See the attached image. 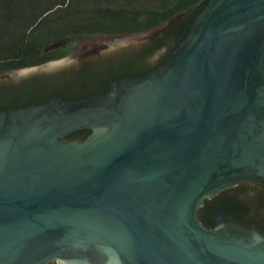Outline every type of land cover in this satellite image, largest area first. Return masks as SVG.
<instances>
[{
    "label": "water",
    "instance_id": "water-1",
    "mask_svg": "<svg viewBox=\"0 0 264 264\" xmlns=\"http://www.w3.org/2000/svg\"><path fill=\"white\" fill-rule=\"evenodd\" d=\"M251 180L264 182V0H209L154 70L0 112V264H264L263 225L226 206L211 227L197 217Z\"/></svg>",
    "mask_w": 264,
    "mask_h": 264
},
{
    "label": "trees",
    "instance_id": "trees-1",
    "mask_svg": "<svg viewBox=\"0 0 264 264\" xmlns=\"http://www.w3.org/2000/svg\"><path fill=\"white\" fill-rule=\"evenodd\" d=\"M208 1L0 0V73L64 58L76 39L87 37L127 36L164 27L163 39L168 45V52L155 64H145L159 49L150 45L124 56L121 63L95 62L81 68L80 72L59 77L33 78L17 86L1 84L0 112L45 102L58 91L63 98L102 93L107 90L110 76L119 79L154 70L184 39ZM90 134V130H80L65 139L81 141ZM247 187L253 188L248 182H241L233 189H224L204 200L197 210L198 220L211 227L209 215L226 206L234 217L264 226V184L255 187V196L243 193ZM238 193L242 194L239 202L231 195L238 197Z\"/></svg>",
    "mask_w": 264,
    "mask_h": 264
},
{
    "label": "flooded vegetation",
    "instance_id": "flooded-vegetation-1",
    "mask_svg": "<svg viewBox=\"0 0 264 264\" xmlns=\"http://www.w3.org/2000/svg\"><path fill=\"white\" fill-rule=\"evenodd\" d=\"M163 35H164V30L162 31L161 36L163 37ZM150 45H152L153 48L154 47L159 48L158 51L152 55L153 57H156V58H155V61L152 62L151 64H153V63L155 64L156 62H158V60L162 56H164L168 52V45L164 42V39L163 40L160 39L157 43L154 42L153 40L146 41L144 44L141 45V47L139 49H137V50H135L133 52L136 53V52L140 51L143 46H146L147 47V46H150ZM176 46L174 48H176ZM124 50L125 49L122 48L120 50L115 51L114 49L109 50V48H107V47H102L101 51L97 52L95 55H88V54H77V55H73V57L70 60V63H68V64H63V63L57 62V64L52 63V64L46 65L47 63H49V62H47V63L41 64V65H38V66L27 67V68H23V69H19V70H10V71H6V72H1L0 74L13 73L10 76L11 78L12 77H20V76H22L18 80H20V79H22L24 77H27V78L22 79L20 81L13 80V79H10V81H5V82L2 81V82H0V86H1V84H5V86H17V85L21 84L22 82H25V81L30 80V79H33V78H45V77H47V78H53V77L63 76L65 74L76 73L77 71L80 72L82 70L81 68H83L86 65H89L91 63H95L94 57H96L98 59V60L96 59L97 60L96 62L97 63H101V64H103V63L104 64H109V63H115V64H117V63H121L124 60L123 59L124 56L128 55L129 53H132V52L124 51ZM68 56H69V54H68ZM59 60L60 59L52 60V61H59ZM52 61H50V62H52ZM58 66L61 67V68H63V69L57 70L56 68ZM116 77L117 76H114V77L110 76L109 77V80L106 83L107 90L109 89V82L111 80H116L115 79ZM13 81H18V82H13ZM102 89H104V88H102ZM244 182H248L249 185L251 187H253V188H255L256 186L257 187L258 186L259 187H262V184H264L263 181H256V180L244 181ZM236 185L234 187H230V188H226V189H233V188L236 187ZM236 192H234V193H236ZM231 195L238 202H239V200L242 197V194H240V193H238V197L235 194H231ZM219 209H217L215 212H217ZM215 212H213L211 214L210 213H207V214H210L209 215V218L210 219H211V217L213 216V214ZM51 264H58V262L57 261H54V262H51Z\"/></svg>",
    "mask_w": 264,
    "mask_h": 264
},
{
    "label": "rangeland",
    "instance_id": "rangeland-1",
    "mask_svg": "<svg viewBox=\"0 0 264 264\" xmlns=\"http://www.w3.org/2000/svg\"><path fill=\"white\" fill-rule=\"evenodd\" d=\"M163 29L164 27H158L146 33H139V34H133V35H127V36H94V37H87V38H82L78 40L76 39V42L74 43L73 48L71 52L69 53V56L75 53L76 51H78L79 49H82L86 46L99 45V44H115V43H123V42L141 40V39L154 36L158 34L159 32L163 31ZM66 57H68V55ZM250 189H251L252 195H255L254 193L255 188H250Z\"/></svg>",
    "mask_w": 264,
    "mask_h": 264
}]
</instances>
